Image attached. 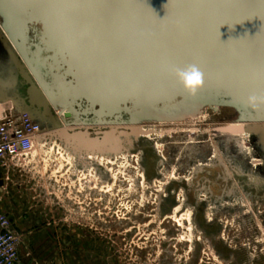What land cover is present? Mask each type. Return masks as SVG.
<instances>
[{"label": "rangeland", "instance_id": "rangeland-1", "mask_svg": "<svg viewBox=\"0 0 264 264\" xmlns=\"http://www.w3.org/2000/svg\"><path fill=\"white\" fill-rule=\"evenodd\" d=\"M10 66L0 44V100ZM235 124L250 123L204 106L181 122H141L148 135L93 158L55 136L62 126L0 167V210L14 228H47L56 248L80 251L65 264H264V142L225 131ZM94 202L114 222H95Z\"/></svg>", "mask_w": 264, "mask_h": 264}, {"label": "water", "instance_id": "water-1", "mask_svg": "<svg viewBox=\"0 0 264 264\" xmlns=\"http://www.w3.org/2000/svg\"><path fill=\"white\" fill-rule=\"evenodd\" d=\"M6 3L0 44L12 83L0 103L27 102L20 110L48 132L61 127L59 115L68 133L62 140L76 152L97 147L74 136L119 137L122 149L141 122H181L204 106L233 108L239 122L264 134V104L249 103L264 95V0ZM191 64L204 75L195 94L172 71Z\"/></svg>", "mask_w": 264, "mask_h": 264}, {"label": "built area", "instance_id": "built-area-1", "mask_svg": "<svg viewBox=\"0 0 264 264\" xmlns=\"http://www.w3.org/2000/svg\"><path fill=\"white\" fill-rule=\"evenodd\" d=\"M48 133L28 113L10 101L0 103V167L25 161L35 144ZM20 235L12 221L0 210V264H21L18 254Z\"/></svg>", "mask_w": 264, "mask_h": 264}, {"label": "crops", "instance_id": "crops-1", "mask_svg": "<svg viewBox=\"0 0 264 264\" xmlns=\"http://www.w3.org/2000/svg\"><path fill=\"white\" fill-rule=\"evenodd\" d=\"M20 225V230L16 226L15 230L20 235L18 254L21 264H65L63 258L81 256L80 251L74 255L56 248L47 228L34 231L27 229L26 224ZM58 257L63 258L54 259Z\"/></svg>", "mask_w": 264, "mask_h": 264}, {"label": "bare ground", "instance_id": "bare-ground-1", "mask_svg": "<svg viewBox=\"0 0 264 264\" xmlns=\"http://www.w3.org/2000/svg\"><path fill=\"white\" fill-rule=\"evenodd\" d=\"M18 2V0H7V5L8 6H10V4H12V5H14V4H16ZM11 7V6H10ZM0 32H1V34L3 35V36H5V38H7V35H6V33L4 32V30H3V28H2V26H1V24H0ZM88 85V84H87ZM86 86V85H85ZM56 115H57V113H56ZM59 115H57V122H58V124L61 126L60 128H62V125H61V120L59 119ZM61 118V117H60ZM63 124V123H62ZM257 125H255V124H235L234 126H227L226 127V129L228 130V129H231V132L232 133H235V134H237L238 136H250V135H253V136H259L262 140H263V142H264V134L263 133H256V132H254V128L256 127ZM134 130L136 131V133H137V135H132V136H134V137H139V136H144V135H146L147 133H146V131L145 130H143V128H142V130H140V129H135L134 128ZM57 133V132H56ZM57 135L60 137V140H65L66 142H68L67 140H66V135H68V133H67V131H65V127L63 126V128L61 129V131L60 132H58L57 133ZM148 135V134H147ZM73 137V136H72ZM127 137H129V136H127ZM62 140V141H63ZM73 141H79V142H84L86 145H87V147H97L96 149V151H86V153H87V156L88 157H102V156H105L106 154H108V153H110V152H116L117 150H118V148H117V142L120 140V138L118 137H115V138H111V139H109L108 141H104V140H102V141H99V140H97V141H93L92 143H90V142H88L87 140H85L83 137H81V136H74L73 137V139H72ZM64 142V141H63ZM38 143H40L39 141H38ZM67 144V143H66ZM68 146L72 149V150H74V151H78L76 148H75V146H73V144L72 145H69L68 144ZM212 164V163H211ZM174 170V169H173ZM175 178V177H174Z\"/></svg>", "mask_w": 264, "mask_h": 264}, {"label": "clouds", "instance_id": "clouds-1", "mask_svg": "<svg viewBox=\"0 0 264 264\" xmlns=\"http://www.w3.org/2000/svg\"><path fill=\"white\" fill-rule=\"evenodd\" d=\"M175 78L182 85L183 89L189 94H195L204 83V75L195 64L187 65L183 68L172 69ZM249 103L255 105L256 103L264 104V95H252L249 97Z\"/></svg>", "mask_w": 264, "mask_h": 264}, {"label": "flooded vegetation", "instance_id": "flooded-vegetation-1", "mask_svg": "<svg viewBox=\"0 0 264 264\" xmlns=\"http://www.w3.org/2000/svg\"><path fill=\"white\" fill-rule=\"evenodd\" d=\"M0 22H2V19L0 18ZM26 88L27 87H24V88H22L21 90H20V92H21V94H22V96L23 95H25V90H26ZM10 102L15 106V107H17L18 109H25L26 107H28L29 105H28V103L27 102H24V101H22V100H18V101H13L12 102V100H10ZM83 203V202H82ZM102 202H100L99 204H98V202H94V203H88V204H86L85 206L86 207H88V210H90V209H94V208H99L100 206H101V209H103V207H102ZM100 208L98 209V210H93V212L91 213L92 215L94 214H97V218L95 217L94 218V221L95 222H97V223H103V224H107V223H112V222H114L113 220H107V219H105L104 217H101L102 215H108L109 213H103V212H101L100 210H101ZM112 217V216H111ZM91 221V220H90ZM91 222H93V221H91ZM126 223H133V222H131V220L130 219H128L127 220V222ZM131 235H128V237H130Z\"/></svg>", "mask_w": 264, "mask_h": 264}]
</instances>
